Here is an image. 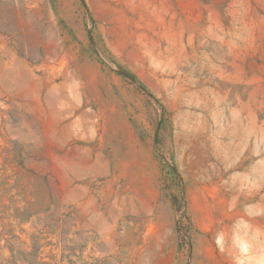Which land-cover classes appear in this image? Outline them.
<instances>
[{"label": "rangeland", "instance_id": "rangeland-1", "mask_svg": "<svg viewBox=\"0 0 264 264\" xmlns=\"http://www.w3.org/2000/svg\"><path fill=\"white\" fill-rule=\"evenodd\" d=\"M0 264H264V0H0Z\"/></svg>", "mask_w": 264, "mask_h": 264}]
</instances>
